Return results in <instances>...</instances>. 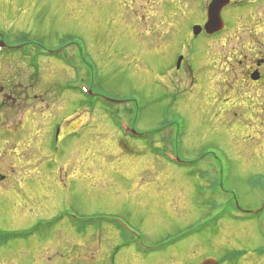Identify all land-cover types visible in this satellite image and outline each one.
Masks as SVG:
<instances>
[{
	"label": "rangeland",
	"instance_id": "obj_1",
	"mask_svg": "<svg viewBox=\"0 0 264 264\" xmlns=\"http://www.w3.org/2000/svg\"><path fill=\"white\" fill-rule=\"evenodd\" d=\"M165 1L0 0L5 40L18 45L25 35L52 51L76 43L92 93L67 90L82 81L60 55L35 64L20 52L0 58V174L8 176L0 183V264H264V214L225 217L172 242L235 201L264 209V113L250 99L229 100L236 62L257 56L250 47L229 54L248 39L201 37L200 55L184 54L176 70L184 23L167 18ZM122 125L162 129L149 143ZM175 139L186 167L165 161ZM14 177L24 182L6 188ZM216 184L225 193L212 194ZM138 238L142 245L132 243Z\"/></svg>",
	"mask_w": 264,
	"mask_h": 264
},
{
	"label": "flooded vegetation",
	"instance_id": "obj_2",
	"mask_svg": "<svg viewBox=\"0 0 264 264\" xmlns=\"http://www.w3.org/2000/svg\"><path fill=\"white\" fill-rule=\"evenodd\" d=\"M213 1L214 0H187V2H185V7L180 3H174L172 0L168 2L165 1L166 3L164 2L165 5L170 4V8L166 9V7H164V10L168 11L167 18L178 17L179 20L184 23V25H177L176 27L178 34L183 33L182 37L184 38L180 44V52H173L169 44V50L173 52L176 60V66L178 59L181 56L183 58L176 70L182 69V63L185 57L184 54L189 53L191 57L200 55L199 51L204 47V45L200 46L198 44V40H200L201 37H205L208 41H215L216 38L228 32L234 37L236 43L241 44L242 41L248 39V41L245 42L248 43L246 47L244 45L235 46L233 49L231 48V53L229 54L231 60L237 56L242 57L243 50L247 47H250V49L254 50L257 54L255 58L249 61L236 60L237 65L240 66L241 72L235 79H232V84H230L232 86V95L229 100L232 103L238 102L239 100L243 104L244 98H246L245 100L250 99L249 105L256 103L259 109H261V113H264V0H229L228 5L221 11V17L224 22L223 31L209 35L205 30V25L208 22L209 7ZM186 17H191V19L187 21ZM237 26L239 29H243L242 34L239 33V36H237V34H232L231 30L232 28L236 29ZM195 27H201V31L198 35H195ZM170 31H173V29ZM176 31L174 29L175 33ZM1 40L6 50L19 47L20 45H16L15 43L11 45L5 40V37L0 34V41ZM194 42L197 44L194 45ZM43 47L46 48L45 46ZM192 49L196 50V53L194 52L195 54H192ZM61 51V48H58L57 51L48 49V52H53L54 54L52 58H56L57 54L59 56ZM0 58H2V56H0ZM44 58L52 59L49 57ZM244 58L246 59L247 57L245 56ZM241 93H245L243 98L242 95H239ZM2 135L3 132L0 131V138ZM7 178L8 176L0 174V183L6 182ZM14 178L9 180L8 187L6 188L17 190L18 187L22 185V182H24L21 178ZM238 209L241 214L245 215H248L249 211H256L243 208Z\"/></svg>",
	"mask_w": 264,
	"mask_h": 264
},
{
	"label": "water",
	"instance_id": "obj_3",
	"mask_svg": "<svg viewBox=\"0 0 264 264\" xmlns=\"http://www.w3.org/2000/svg\"><path fill=\"white\" fill-rule=\"evenodd\" d=\"M229 3V0H214L209 7V20L205 26V29L209 35L218 33L224 29V22L221 17V11ZM195 35H198L201 31V27H195ZM183 58L179 59V64ZM1 123V118H0ZM200 264H218L214 259H207Z\"/></svg>",
	"mask_w": 264,
	"mask_h": 264
},
{
	"label": "trees",
	"instance_id": "obj_4",
	"mask_svg": "<svg viewBox=\"0 0 264 264\" xmlns=\"http://www.w3.org/2000/svg\"><path fill=\"white\" fill-rule=\"evenodd\" d=\"M132 102H134V101H132ZM134 106L138 107L137 103ZM136 109H138V108H136ZM127 112H129L130 114H133L135 116V110L134 111L130 110ZM169 141L170 140H165V141H162V143H168ZM171 142H174V153L176 154L178 152V144L179 143L176 139H175V141L171 140ZM167 148L168 147H166L165 149L168 150ZM261 188L264 189V187H261ZM232 200H234V197L232 198ZM228 207H235V202L233 204H230V206H228ZM259 253H261V255L264 256V248L260 249Z\"/></svg>",
	"mask_w": 264,
	"mask_h": 264
},
{
	"label": "bare ground",
	"instance_id": "obj_5",
	"mask_svg": "<svg viewBox=\"0 0 264 264\" xmlns=\"http://www.w3.org/2000/svg\"><path fill=\"white\" fill-rule=\"evenodd\" d=\"M223 219H224V217H223Z\"/></svg>",
	"mask_w": 264,
	"mask_h": 264
}]
</instances>
